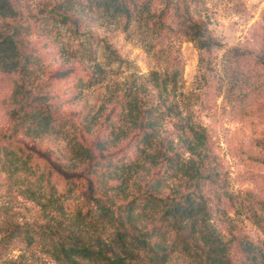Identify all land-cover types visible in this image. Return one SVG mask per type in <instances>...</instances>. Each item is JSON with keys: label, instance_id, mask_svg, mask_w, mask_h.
Instances as JSON below:
<instances>
[{"label": "rangeland", "instance_id": "obj_1", "mask_svg": "<svg viewBox=\"0 0 264 264\" xmlns=\"http://www.w3.org/2000/svg\"><path fill=\"white\" fill-rule=\"evenodd\" d=\"M9 2L15 13L0 16V42L13 37L17 49L1 46L20 67L0 69V264H57L46 250L68 218L55 203L43 211L31 191L46 203V196L64 199L70 214L74 200L92 208L91 194L109 202L116 195L119 203L135 198L157 175L165 179L155 197L168 201L176 183L185 192L187 180L169 177L166 163L112 169L138 156L143 128L126 120L130 93L137 92L141 110L160 105L153 114L162 113L156 119L166 156L169 140L179 144L173 135L164 138L175 129L167 115L174 98L161 104L157 73L177 82L180 107L208 136V155L195 158L196 195L230 242L231 264H252L238 240L264 250V0H143L148 12L128 25L103 10L93 13L90 0ZM195 23L216 45L199 49L190 40ZM31 114L59 133H39L36 121L23 125Z\"/></svg>", "mask_w": 264, "mask_h": 264}, {"label": "trees", "instance_id": "obj_2", "mask_svg": "<svg viewBox=\"0 0 264 264\" xmlns=\"http://www.w3.org/2000/svg\"><path fill=\"white\" fill-rule=\"evenodd\" d=\"M90 6L93 13L97 9L105 11L114 19L124 18L125 25L129 24L133 15L149 10V4L143 0L140 3L133 0H90ZM14 13L9 0H0L1 17H12ZM198 28L197 23L189 26L190 40L194 41L199 49H210L216 45L213 40L205 38ZM4 44L16 48L13 37L6 36L0 42V69L15 71L20 67L19 62L8 55L10 49L3 50L1 45ZM152 75L153 87L159 93L161 104L165 105L174 98L168 103L167 115L175 117V129L166 132L164 138L173 135L179 144H174L173 139L169 140V155L166 156L161 140L163 132L157 129L159 121L156 119V116L160 117L162 113L153 114L160 105L141 110L137 92L130 93L126 120L136 128H143L137 140L138 156L136 160H131L132 162L115 164L112 169L115 172L129 173L143 165L141 160L153 166L166 163L169 177L187 180L185 192H180L181 184L176 183L178 186L172 188V196L167 198L168 201L155 197L162 189V179H165L162 175H157L156 179L150 181L149 188L135 198L128 201L122 198L123 202L119 203L116 195L109 202L110 196L102 199L91 194L87 201L91 200L94 205L92 208H89L88 202L83 204L87 208L79 207L74 200V212L70 214V205L66 208L64 199L60 201L54 196H46L43 197H49L46 203L31 191L29 198L43 211H47L49 205L55 203V211L68 218V224L59 231L57 238L51 239V248L46 250L57 264H231L230 242L228 245L223 240L212 223L210 208L205 198L196 195L201 174L195 167V158H199L201 162L209 153L206 130L194 122L192 116L187 115V109L185 111V108L180 107L181 99L177 100L175 97L177 82L167 74L162 78L158 73ZM33 110V113L42 111L36 108ZM145 117L148 119L144 120ZM37 119L31 114L27 120L24 118L23 125ZM45 121L41 120L39 124L36 121L34 128L42 127L39 133H59L60 130L50 124L52 122L44 124ZM180 149H183L181 152H188L190 157L182 160ZM207 177L211 179V176ZM125 183L127 181L122 180V185ZM122 185H107V189L116 190ZM52 193L53 191L50 194ZM251 219L255 225L261 227L256 216ZM240 237L242 238L238 240V247L247 260L252 264H264V250L254 245L250 239Z\"/></svg>", "mask_w": 264, "mask_h": 264}]
</instances>
